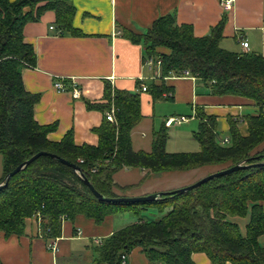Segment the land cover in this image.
Instances as JSON below:
<instances>
[{"label": "trees", "instance_id": "1", "mask_svg": "<svg viewBox=\"0 0 264 264\" xmlns=\"http://www.w3.org/2000/svg\"><path fill=\"white\" fill-rule=\"evenodd\" d=\"M48 10L55 11L61 32L79 33L73 26L75 6L70 0H0V155L4 169L0 183L41 151L76 164L107 197L123 196L115 188L126 192L139 185L121 186L114 181L115 173L125 167L163 172L208 165L248 166L184 194L168 192L152 202L114 203L100 200L72 166L42 155L0 191V231L8 237L21 235L26 220L40 211L43 237L58 238L65 219L74 221L84 215L100 224L110 215L125 212L141 217L153 206L159 217L127 225L94 247V264H123V255L135 248L142 249L150 264H197L195 252L206 253L213 264H264V164L259 165L264 163V149L253 153L264 143V55L221 46L226 16L203 37L196 36L190 24L178 25L173 14L157 18L146 33L127 29L129 40L145 46V60L161 59L163 78L188 70L215 95L255 101L258 114L246 117L249 134L243 135L238 122L230 118L229 142L221 143L216 117L198 109L200 126L194 136L201 145L199 151L168 152L167 128L156 133L151 152L135 151L131 134L143 120L141 95L106 83L107 103L90 106L105 110L115 105L117 122L105 116L95 129L99 144L78 145L72 130L55 142L48 136L57 124L42 125L36 120L40 95L28 91L23 80V69L37 64L34 46L25 41V26L39 21ZM170 90L164 81L148 88L155 100L165 98ZM235 217H249L246 233Z\"/></svg>", "mask_w": 264, "mask_h": 264}, {"label": "crops", "instance_id": "2", "mask_svg": "<svg viewBox=\"0 0 264 264\" xmlns=\"http://www.w3.org/2000/svg\"><path fill=\"white\" fill-rule=\"evenodd\" d=\"M70 1L75 6L73 26L78 34L61 32L53 10L46 11L39 21L28 22L24 30L25 41L35 48L37 64L23 69V80L28 91L40 95L35 105L36 120L42 125L57 124L49 133L51 141H61L72 130L78 145L99 144L95 129L101 126L111 108L103 110L90 105L107 103L106 83L114 89L141 95L143 120L131 134L135 151L151 152L156 133L173 127L177 130L173 137L169 135L168 152L199 151L201 145L194 136L200 126L198 109L216 117L219 141L230 139V118L238 122L243 135L249 134L246 117L258 114L255 101L242 96L215 95L193 75L171 74L163 78L161 66H147L145 46L129 40L125 30L146 33L157 18L173 14L178 25L190 24L195 35L203 37L226 16L221 46L233 52L264 55V0H235L228 11L224 10L221 0ZM242 39L248 40V48L242 46ZM57 81H63L68 90H59ZM163 81L172 87L171 97L165 92V98L155 100L150 92L142 91L143 84L149 86ZM74 82L81 89L80 97L73 95ZM178 116H186L188 120L170 127L166 125L170 117ZM220 132L226 135L224 139ZM186 143L195 151H189L186 147L190 145ZM201 168L153 172L147 168L125 167L115 173L114 181L121 186L139 185L126 192L118 188L115 191L120 195L122 192L123 196L167 193L201 179L202 176H197ZM177 172L178 175H170ZM3 174L2 162L0 180ZM181 175L192 177L183 180ZM160 215L158 209L148 207L141 217L125 212L110 215L100 224L78 215L74 221L63 220L62 235L49 239L41 235L39 222L33 216L26 220L21 235L8 237L0 231V261L2 264H94L96 238L106 239L127 225ZM233 220L240 225L238 217ZM52 239H57L56 253L48 249ZM193 259L197 264H213L204 252H195ZM127 263L150 264V261L141 248H135L127 254Z\"/></svg>", "mask_w": 264, "mask_h": 264}, {"label": "water", "instance_id": "3", "mask_svg": "<svg viewBox=\"0 0 264 264\" xmlns=\"http://www.w3.org/2000/svg\"><path fill=\"white\" fill-rule=\"evenodd\" d=\"M42 155H48L51 156L59 161H61L64 164L70 165L72 166L77 172L80 173V175L84 178L85 182L87 183V185L90 187V189L93 191V193L102 201H107V202H114V203H138V202H152V201H156L158 199H160L162 197V195L164 193H153V194H149V195H144V196H119V197H107L105 195H103L102 193H100L99 191H97L94 187V185L92 184V182H90V180L88 178H85L84 175L81 172V169L74 163H71L70 161L62 158L61 156L54 154V153H50L47 151H41L39 153H37L36 155H34L32 158H30L29 160H27L26 162L22 163L21 165H19L18 167H16L12 172H10L7 177L5 182L0 183V191L9 184L11 178L17 174L18 172H20L23 168H25L27 165H29L30 163H32L34 160H36L37 158H39ZM264 163H259V165H263ZM248 165H243V164H238L226 169H223L221 171L212 173L210 175L205 176L204 178L200 179L199 181L179 188V189H175L173 191H170L169 193L172 194H184L188 191H191L197 187H199L200 185L206 183L209 180H212L214 178L232 173L234 171L240 170L242 168L247 167Z\"/></svg>", "mask_w": 264, "mask_h": 264}, {"label": "built area", "instance_id": "4", "mask_svg": "<svg viewBox=\"0 0 264 264\" xmlns=\"http://www.w3.org/2000/svg\"><path fill=\"white\" fill-rule=\"evenodd\" d=\"M234 3H235V0H221V4H222L224 10H226V11L231 10L233 8ZM241 44L245 48H248L249 47V42L246 39H242ZM145 64L147 66H150V67H153L155 65L161 66L162 61H161L160 58H148L145 61ZM181 75L182 76H191L192 74L190 73V71L185 70ZM73 84H74L73 85V89H72L73 90V95L75 97H80L81 96V89L79 88V86H78V84L76 82H74ZM56 87L59 90H62V91L68 90V87L65 85V83L63 81H57ZM148 88H149V86L147 84H143L142 85V91H148ZM171 95H172V93H170V92L166 94V96H170V97H171ZM106 117L111 122H117V119H116V107H115V105H112L111 109L106 112ZM186 120H188L186 116L170 117L166 121V125L168 127H170V126L174 125L175 123H181V122L186 121ZM228 142H229V139H224V141H223V143H228ZM80 161L83 162V159H80ZM95 170L96 169H94V171ZM35 218L39 222L40 231H41V235H42L41 225H42L43 218H42V214H41L40 211H38L35 214ZM94 242L97 245H102L103 242H104V239H102V238H96L94 240ZM48 249L50 251L54 252V253H56L58 251L57 239H52L48 243ZM123 264H127V255L126 254L123 255Z\"/></svg>", "mask_w": 264, "mask_h": 264}, {"label": "rangeland", "instance_id": "5", "mask_svg": "<svg viewBox=\"0 0 264 264\" xmlns=\"http://www.w3.org/2000/svg\"><path fill=\"white\" fill-rule=\"evenodd\" d=\"M176 130H177V127H173L172 129H168V133H169V135H171L172 137H173V135L175 134V132H176ZM220 137H222V139H224L225 138V134H223L222 132H220ZM221 143H223V141H220ZM191 143V142H190ZM225 144V143H224ZM187 145H190V144H187L186 143V146ZM264 143L260 146V147H258L256 150H254V152L253 153H257V152H260L261 150H263L264 148ZM170 149H173V148H175L174 146H170L169 147ZM189 151H195V150H193V149H191V145L190 146H187L186 147ZM199 149H200V146H199ZM2 162H3V157H2V155H0V167H1V165H2ZM228 165L227 164H224V165H208V166H205V167H203V168H201V170H200V172H198L197 173V176H202V178H204L203 176H207V175H210V174H212V173H215V172H218V171H221V170H223V169H226V168H229V167H227ZM170 175H178V172L177 173H174V174H170ZM180 175V174H179ZM183 180H186L187 178H191L192 176L191 175H189L188 177H186V176H183V175H181L180 176ZM179 177V179H181ZM201 178V177H200ZM201 178V179H202ZM200 180V179H199ZM198 180V181H199ZM197 182V181H196ZM193 184V183H192ZM179 189V188H178ZM115 190H117L116 188H115ZM175 190V189H174ZM173 191V190H172ZM168 193V192H167ZM121 195H122V192H121ZM152 208H156L157 209V207H153L152 206ZM170 208H168L166 211H168ZM238 219H239V222H240V225H241V228H242V230H243V232L245 231V228H246V224L248 223V221H249V217H245V218H242V217H238ZM262 243H264V237H262Z\"/></svg>", "mask_w": 264, "mask_h": 264}]
</instances>
